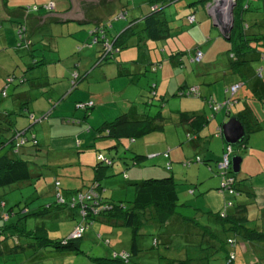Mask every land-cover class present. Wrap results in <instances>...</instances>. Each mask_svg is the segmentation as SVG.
<instances>
[{
	"label": "trees",
	"instance_id": "16d2710c",
	"mask_svg": "<svg viewBox=\"0 0 264 264\" xmlns=\"http://www.w3.org/2000/svg\"><path fill=\"white\" fill-rule=\"evenodd\" d=\"M2 1L4 2V0ZM176 1L177 0H147L145 3L147 5H145L147 7L145 13L137 14L131 20H127V18H129L127 16L129 12L128 9L132 7L134 8L135 6L140 7V5L124 4L117 13L111 16V19H121L122 21H125V24L118 31V35H112L111 37L108 34L109 32L103 27L104 25H95L88 30V39L76 46V52L79 53L86 47L91 48L97 46L99 49L97 53L98 55L95 63L92 65L96 66L101 63L115 61L120 51L127 46V41L131 37H137L140 40L159 41L174 36V33H172L173 25L171 24V21L173 20H170L165 14V7ZM53 6L55 5L53 4ZM42 7L44 10H48L44 6ZM249 9L250 6L248 3L244 6H238L236 2V5L233 8L234 19L232 30L229 33L228 39V41L231 42L230 48L228 49V68L231 72L238 75L242 83L238 84L239 86L234 92L230 91V85L226 86L224 90V98L221 101H216L211 96L208 97L207 101L212 111V114L210 115L211 117L217 113H222L223 116L224 114L227 116L235 115L243 122L246 126L244 139L247 137L249 131L257 132L264 129L263 125L260 122H257L252 106L243 104L242 108L240 106L239 111L235 108V105L239 100L238 90L241 87V84L248 85L250 89L256 87V90L251 91L253 94L252 97L261 100V102L264 103V92L260 93L257 91L258 87L264 88V32H252L251 28L254 26L251 27V24L255 26H259L260 24L257 19H253L252 22H249L243 18L244 12L249 11ZM24 12L27 13L25 10ZM189 15H193V21L191 22L188 20ZM183 19L185 24L192 25L195 21V15L193 12L188 13L183 15ZM17 25H21L25 30L20 37H16L17 41H20L19 46H24L26 44L28 48L25 51H30L31 41L28 38L26 24L21 22ZM28 43H30V45H28ZM196 50H199L202 53L200 49L195 48L188 52L178 51L169 55L167 59L172 63L175 57H182L187 54V60L190 63L198 64L202 60V57L200 61L190 60ZM31 60L32 64L30 68H35L41 63V59L36 57H33ZM175 61L178 63L177 65H184V60L181 61L180 59H176ZM258 63L260 65H258ZM92 66L88 69H79V61L76 58L72 67L68 71L67 76H65L64 71L59 72L54 70L55 77L53 81H50L48 84H54L66 79L70 85V90L67 89L66 91L70 93V91L78 88V84L81 81L85 79L87 80L88 76H91L90 72L92 71ZM155 67L156 66L154 65H150L152 71L155 70ZM30 68L22 70L20 73L11 71L3 75V82L0 89V104L2 99L11 98L16 95L14 89L31 92L35 89L49 86L46 83L41 84L39 87L35 84L30 85L29 83H31V79L27 73ZM127 76L130 78L129 75ZM10 86H12V88L11 91L8 92ZM192 87L195 88L193 92L190 91V88ZM199 91L198 86L185 84L176 89L174 96L201 97ZM19 92L20 91H18V93ZM149 92L150 101L152 100L151 98L157 100L158 95H156L154 83L149 85ZM47 99L50 102V98ZM163 102L164 99L161 98H158L155 102L159 105V110L156 113L144 112L138 116H133L124 111L116 113L111 120L105 121L94 128L87 126L85 131H92L94 134V137L89 144L78 140V135H66L64 137L73 140V144L72 146H68L69 148H59L60 150L55 148L54 143H52V141L58 137H51L49 135L48 141L45 142L43 140L41 143L36 136V129L33 127L34 124L39 123L42 125L43 122L45 124L44 130L47 129L48 125L46 123L50 121L51 117H54L56 113L55 108L50 106L49 110L37 116L30 107L29 97L26 96L25 98L19 99L18 109L14 114L7 113V110L0 109V135L3 139L0 141V150H4V152L0 154V186L8 184L12 180L30 182L33 178L37 179L42 175V172L39 170L41 168L51 169L52 173L55 175L53 183L51 184L55 205L50 203L43 204V206L36 211H30L27 206H24L21 210L14 211L13 207H9L8 210H5V203L0 202V206L3 208V211L0 210V220L4 222L0 226V235L2 233L6 234V236L0 238V255L5 254L6 252L22 250L24 247L39 250L40 248L50 246L55 249L64 247L75 248L76 251H80V248L76 246L78 244L75 245V242L84 237L86 228L89 225L95 224L96 229L93 231L94 238L101 241V244L104 247H107V250L106 256L91 257L93 264H139L133 260L141 251V247L137 243V239L141 234L140 231L147 222H154L160 225L172 218V215L175 213L174 208L176 207L177 202V194L175 191L177 180H175L172 175H166L161 178L148 177L141 180H132L134 181L133 185H135V196L133 201L129 203L115 201L106 197V187L101 184V181L104 178L110 176V174L106 173V169L107 167L112 166L114 162V158L106 155L103 152V149L113 148L117 150L122 138H129L133 141V139L153 131L162 130L167 119L172 118V116L163 115L164 112L161 106ZM57 103L58 102H56V104ZM94 106L95 102L92 98L75 100L73 102V111L82 112L83 118L85 119ZM233 108L234 112L232 114ZM4 111H6V113ZM2 114H5L4 118L2 117ZM12 114L14 115V118L10 117ZM17 116L25 117L27 119V125H20L21 127H17L13 120ZM210 116L207 117L196 111H182L177 114V119L174 123L189 125L193 131L197 133L208 124ZM55 118H58V121L60 119V122L64 125H80L82 123L81 119L72 115ZM249 122H253V125L249 124ZM219 128L220 126L217 125L213 132L215 135L220 136ZM28 131L31 132L30 135L27 134ZM195 133H193V136L190 132L187 133L189 140L194 139L193 137L196 135ZM88 149H93L96 153V163L91 166L93 169V175L91 178L87 179L85 183L82 180L80 186L75 188L63 187L62 176L59 175L61 173L60 169L72 170V166L80 165L78 157L82 155L81 152ZM55 150H59L60 152L58 153ZM243 150H246V146L243 147ZM225 152L226 146L224 145L221 158L215 163V172L220 178L219 190L222 191V194L225 193L231 198L223 201L222 206L216 215L218 222L215 224L217 227L214 228L215 231L212 230L210 225H199L201 228L199 229L198 246H201L204 242L208 247L214 246V251L219 247L218 251L224 253V264H233L237 257L236 238L239 237L243 240L249 249L256 250V248L261 246V243L264 242V226L259 227L256 218L248 217V211L250 210L249 206L255 202V199L254 201L252 200L254 192L252 191L251 186L247 185L246 182L249 179L251 180L253 176L243 175V177L238 178L237 174L232 173L230 167L224 170L219 168L218 165L222 161ZM164 154H167V156L164 157ZM164 154L163 158L168 159V152H164ZM72 155L76 159H71L67 162V158ZM99 155L108 159L109 163L101 160ZM145 157L146 156L143 154L132 152V156L129 159L130 162L137 165ZM202 158L196 155L192 160L187 161L185 164L190 166L192 163H205L204 161L208 164L207 160ZM130 162L126 164H130ZM166 169L170 168L167 167ZM58 171H60L59 174L57 173ZM122 176L125 177L124 179L127 178L125 173ZM59 177H61V179ZM228 178H231V182H227ZM79 194L89 195L90 197L82 203L76 202V197H78ZM239 194H244L242 196L249 197L251 201L245 203L233 201L232 199ZM83 206L86 207L83 208ZM64 208L69 212L67 215L71 217V219L77 217V222L75 226L73 225V229L76 226L84 227V231L80 238H50L47 235L46 229L43 227L45 221H36L37 218H45L46 216L50 221H53L54 219L51 218L53 213L51 215L48 213H55V210L61 212ZM30 217H33L36 222H29ZM254 220L256 221L253 222ZM103 225L106 226L105 228L108 229V231L101 230ZM111 226L114 228L112 229ZM126 228H128L130 232L126 231ZM124 233V237L126 238L130 234V240L125 242L126 245L119 243L118 247L114 242V237L118 234L121 235ZM20 236L26 237L29 241L22 245L19 244L17 238ZM124 237L119 236V239L121 240V238ZM157 244L158 241L154 238L152 246H157ZM207 245L198 249L192 248L191 245H187L185 247L187 254L184 258L170 259L162 257L164 260H161L160 263L150 264H212L211 262L214 261L215 257L212 253L209 254L207 251ZM160 259L161 256H159V260Z\"/></svg>",
	"mask_w": 264,
	"mask_h": 264
},
{
	"label": "rangeland",
	"instance_id": "374dc122",
	"mask_svg": "<svg viewBox=\"0 0 264 264\" xmlns=\"http://www.w3.org/2000/svg\"><path fill=\"white\" fill-rule=\"evenodd\" d=\"M2 1V0H1ZM0 1V2H1ZM55 0H6L7 5L6 7L11 9L14 8L15 11L17 10H25L28 14H36L37 11L44 10L42 6H47L49 4H54ZM147 0H121L122 4H145ZM237 2V5L244 6L246 3L249 4L250 9L249 11L244 12L243 18L248 20L249 22H252L253 19H257L259 22V26H255L251 24L252 32H264V0H254V1H248V0H235V4ZM189 3V4H188ZM214 5H213V4ZM213 5L211 9H209L210 14L212 17L208 14L207 6ZM234 4V6H235ZM225 5V6H224ZM234 6L228 7L227 11L224 10L225 7H227L226 1L221 0L218 4L214 2L213 0H205V1H198V0H177L173 4L165 7V14L169 17L171 21V24L173 25V29L177 28V25H179V32L172 39L169 40H163V41H154V43H157V49H150L152 46H144L141 47L142 53H137V50L132 53L133 60H136V58H140L139 61H148L149 63L146 65L147 69L144 72L146 77L154 76V72L150 69V63H155L157 58H161L159 51L160 49H164L165 54L162 55V58H168L169 53L167 49L169 46H173L174 49L178 47L181 50L180 44H184V48L182 51H191L194 49V47L198 44L199 41L196 40V38L193 36L196 29H193L194 26H198V22L202 20H199V12L202 11L203 14L206 15V20L209 23V31L211 29V38L214 40L215 38L219 39L220 42V49L221 51V44L224 45V50L222 51L221 55H218V63L222 65H218L216 70H220L215 72L218 78L215 79L214 76H212V83L210 84V90L214 91V96H217V90H221V88L224 86V83L226 82L225 79H223V66L226 67L229 64L228 60V49L230 48V41L226 40L220 30L226 29L229 31V28H232L233 25V8ZM34 7H38L37 10H33ZM55 7H50L49 10H53ZM147 8V7H146ZM258 8V9H255ZM204 9V10H203ZM193 11L196 16V21L193 25H187L184 22L183 15H186L188 12ZM231 11V12H230ZM98 11H92L91 14L93 17L97 18ZM213 13V14H212ZM231 13V14H230ZM181 14V15H179ZM219 14V15H218ZM222 14V15H221ZM231 19V20H230ZM119 20V19H118ZM118 20H115L118 21ZM216 22L215 25H213V21ZM3 22L4 28L6 27V22ZM218 22V23H217ZM21 25H15V35L17 37V30L20 28ZM226 27V28H225ZM3 29V28H2ZM1 29V30H2ZM220 29V30H219ZM25 31V30H24ZM205 33V29L203 31ZM208 39V37H207ZM205 40V38H204ZM20 41L14 42L13 49L20 52V50H26L28 46L25 44L24 46H19ZM17 45V46H16ZM30 45V43H28ZM178 45V46H176ZM32 44L30 45V47ZM71 43H59V46L56 47L55 52L53 51V55L59 54L58 50L62 47H66L68 49H62L61 52L63 54L70 53L69 48L71 47ZM202 51L204 52L205 49L202 48ZM216 52L215 45L211 49V52ZM38 53L39 51H34ZM216 55V54H215ZM25 56V55H24ZM184 61L186 59L187 63V69L190 65V62H187V54L184 55ZM224 64V65H223ZM198 64H192V67L195 69ZM135 68V66H134ZM15 69V68H14ZM181 69H183V66H181ZM18 72V71H17ZM212 73V74H215ZM233 73V72H232ZM238 77L236 73H233ZM142 82V87L144 89L142 99H138V102L134 104L135 107H138L139 109L144 108L148 112L156 113L159 110V105H157L155 102L150 105V102L155 100V98H151L150 101V92L149 87L147 86V81L145 77H140ZM238 79H240L238 77ZM2 78L0 77V89L2 84ZM229 82V78H227V83ZM84 83H88V79L84 81H81L78 84V87H85ZM189 84H197L200 88V94L203 95V90L206 91L207 85H202L196 83V77L192 74L188 78ZM149 85V84H148ZM196 86V85H194ZM126 87V86H125ZM148 87V88H147ZM12 86L8 88V92L11 91ZM44 88H39L36 91L33 90L30 92L31 96V102L33 106V112L35 115H41L43 112H46L49 110V107L55 108V110H58L59 106H55L56 102H58L59 98L62 96V91L65 89H69L70 85L67 82L60 83L57 86H53L52 88L48 89V91L44 92ZM39 90V91H38ZM46 90V89H45ZM70 90V89H69ZM114 90L113 96L110 98L111 104L113 109L116 111L124 112L129 109V105L125 108L122 107V102L124 97L118 96L117 91ZM93 91V90H92ZM50 94H56L55 97L52 95L50 97V102L47 98H49ZM83 95V92L79 90H72L69 94H67L62 99V104H64V111L71 110V107L68 106L71 104L76 98L81 97ZM238 96L241 98V102L244 103V101L247 102L248 105L252 106V110L254 112V115L259 117V121L263 122L264 127V103L261 102V100H257L253 97H247L243 95V90H240L238 93ZM84 99V98H83ZM53 104V105H52ZM122 104V105H121ZM203 105L207 108L206 111L208 115L212 114L210 106L208 107V104H203L201 97L199 96H174L169 95V99L164 100L163 107L165 110L164 116H172L176 117V113H180L182 111H195L203 109ZM125 106V105H124ZM58 112V111H55ZM234 112V108L232 110V114ZM198 113V112H197ZM218 114V113H217ZM222 114V113H221ZM231 114V115H232ZM19 116H17L18 118ZM211 117V116H210ZM231 116H225V121L228 120ZM177 118H169L167 119V122L164 125V128L162 130L153 131L151 133H148L146 135H143L141 137L133 139L131 141L129 138H122L121 143L118 145L117 150L111 148V149H103V152L108 155L109 157L114 158L113 165L117 170H121V173H114V169L112 166L107 167V174H110L109 177L104 178L101 181L102 186L106 187L105 195L108 198H111L115 201H123L126 203H129L133 201L135 196V185L134 184V176H135V170L139 168L140 166L145 165V169L149 168L150 166H153L155 171H160L161 169L157 168H170V171L172 173V176L175 180H177V185H175V191L177 194V202L176 207L174 208V214L172 215V218H170L168 221L162 223V224H156L154 222H147L144 224L140 231V236L137 239V243L141 247V251L139 252V255L134 258V262H137L139 264H150V263H160L161 260H164L162 257L165 258H175V259H181L184 258V256L187 254L185 247L187 245H191L192 248L198 249L203 248L207 244L204 242L201 246H198L199 238L195 235L196 229H200V226H207L210 225L212 230L215 231L214 228H217L215 226L216 222H218L216 215L218 214V211L221 206V200H222V191L219 190V184H220V178L217 175L213 174V169L216 166L214 159L207 161L209 166L212 168V172L210 167H208L207 164L202 163H192L190 166H187L185 163L189 160H192L196 155L200 156L202 158L203 148L201 142L198 143V146H195L194 148L191 147V144L189 143V138L187 137V132H190L193 136V131L190 130L189 125L185 124H175ZM220 119V115L218 118V122ZM213 120V119H212ZM210 120V121H212ZM19 126L27 125V119L25 117L18 118ZM220 123V122H219ZM44 123L42 122V125L39 123H36L33 125L34 129H36V136L42 143V141L45 139L46 129L44 130ZM189 128V129H188ZM206 129L205 132H210L209 135H211V132H214L216 129L215 125L212 123H208L205 125L203 129ZM211 130V131H210ZM262 139L264 140V130ZM220 132V128H219ZM204 133V132H203ZM28 135L31 134L30 131L27 133ZM215 137H218V141H222L223 138L221 136L212 134ZM51 137H57L58 133H51ZM3 140L0 135V141ZM54 141V147L59 148H69L68 146H72L71 142L67 143V137L64 138H56ZM85 141V139H84ZM212 146L210 148V153H217V145L214 144V142L210 143ZM44 146V145H43ZM264 146V144L257 141L256 134L253 133L252 137L250 139V142L247 145L246 150H241L240 145L232 146V151L229 154V158L235 153L239 151V155L243 159L240 164V170L237 173V177L241 178L243 177L245 172H251L247 175L253 176V178L250 180H247L246 184L250 185L252 188V191L254 192V197L256 196V199L259 201L258 197H262L264 195V158L262 161H258L257 163H251L247 160V155H253L257 158L256 150H258L259 147ZM231 147V146H230ZM60 150V149H59ZM59 150H55L58 153ZM69 150V149H68ZM54 151V153H55ZM4 150H0V154L3 153ZM72 152V151H70ZM87 152H92L93 149L85 150L84 152H81L82 155H87ZM132 152H137L140 154L145 155L146 157L139 163L138 165L133 164L130 162V157L132 156ZM142 152V153H141ZM164 152H168L169 158L165 159L163 158ZM76 154V152H75ZM222 155V153H221ZM89 158V155H88ZM66 159V158H65ZM71 159H76L73 155L69 158H67V162ZM75 162V161H72ZM130 164H126L129 163ZM262 164V165H261ZM73 171L76 170L77 166L71 167ZM113 169V170H112ZM143 169V168H141ZM40 172H42V175L39 176L37 179L33 178L29 181H10L8 184H4L3 186H0V202L5 203V210H8L9 207H13L14 211L21 210L24 206H27L30 211H36L38 208L43 206V204H54L55 200L53 198L51 184L53 183L55 175L52 173L51 169L48 168H41L39 169ZM169 175H171L170 171L166 170ZM216 171V168H215ZM58 174L60 171L57 172ZM63 173V172H62ZM114 173V174H113ZM126 174L128 178L124 179L123 174ZM209 173V174H208ZM158 174V173H157ZM214 177H218V184L216 179ZM61 179V177H59ZM158 178H161L158 177ZM141 180V179H140ZM82 180L79 178L74 179H67L64 175L62 176V186L63 187H72L75 188L77 186H80V183ZM140 182V181H137ZM85 183V181H84ZM56 185V184H55ZM224 193V192H223ZM225 194V193H224ZM244 194H239L237 197H234L232 200L236 201V199L239 197V200H247L251 201L249 197L246 199L242 196ZM227 196V195H226ZM253 197V201H254ZM263 201V199L261 200ZM250 206H253L252 204ZM253 210L252 207H250ZM256 209V208H254ZM0 210L3 211V208L0 206ZM59 211V210H58ZM250 211H248V217H251ZM264 212V208L262 209ZM55 212H57L55 210ZM65 214H69L67 209H62L61 214L57 215V219L54 218V216H51L53 221H50L48 217L44 221V228L47 231V235L50 238H58L61 239L66 237H73V233L76 231L75 226L77 222V217L75 219H67L65 217ZM33 218V217H32ZM29 218V222L34 223V218ZM61 218V219H59ZM41 220V219H40ZM194 220V221H193ZM254 220L253 222H255ZM196 222V223H195ZM4 223L2 220H0V226ZM30 224V223H29ZM28 224V225H29ZM198 224V225H197ZM34 225V224H33ZM200 225V226H199ZM260 227L264 226L260 223ZM106 226L103 225L101 230L108 231V229L105 228ZM110 228V227H109ZM113 229L114 227L111 226ZM73 229V230H72ZM96 229L95 224L89 225L86 228V233L84 237L79 239L75 242V245L79 247L80 251H76L75 248H58L55 249L50 246H46L44 248H40L39 250H34L32 248L24 247L22 250H17L15 252H6L3 255H0V264H93L91 257H100V256H106V250L107 247H104L101 244V241H98V239L94 238L93 231ZM72 230V231H71ZM116 230V229H115ZM126 231L130 232L128 228L125 229ZM222 232V230H221ZM223 233V232H222ZM220 233L221 235H223ZM6 236V234L2 233L0 235L1 237ZM115 236V235H113ZM119 236H125L124 234H118L114 240V242L119 247V243L125 244V242L130 240V234L126 238L119 239ZM76 237V238H80ZM17 238V237H16ZM111 238V237H109ZM157 239L158 244L157 246H152L153 239ZM18 239L19 244H24L25 242H28L29 239L26 237L20 236ZM221 239V238H220ZM237 240V257L233 264H264V242L261 243L262 249L259 251V249L251 250L246 246L245 242L241 240L239 237L236 238ZM11 242V240H10ZM9 242V243H10ZM8 243V244H9ZM126 245V244H125ZM8 246V245H7ZM195 246V247H193ZM207 251L209 254H213L215 259L212 264H224L223 262V255L224 253L222 251H218L219 247L216 251L214 246L208 247L207 245ZM159 256H161V259L159 260Z\"/></svg>",
	"mask_w": 264,
	"mask_h": 264
},
{
	"label": "crops",
	"instance_id": "0c3cea01",
	"mask_svg": "<svg viewBox=\"0 0 264 264\" xmlns=\"http://www.w3.org/2000/svg\"><path fill=\"white\" fill-rule=\"evenodd\" d=\"M102 1L104 2L103 4H99L97 7L91 9L92 11L95 10L98 11L97 18L93 17V15L91 14V10L85 12L84 18H66L55 15H49V14L69 11L71 8V0H55L54 1L55 8L53 10L52 9L49 10L50 8H47L48 10L37 11V13L34 15L33 14L25 15L26 12L20 9L17 11H15L14 8L9 9L6 7L7 5L6 0H4V2L1 1L0 2V77L2 78V80H3V75L7 72L14 71L15 73H20L22 70H26L27 68H30L32 64L31 59L33 57L41 59V63L37 65L35 68H30L27 71V73L31 79L30 80L31 83L29 84L30 85L35 84L38 87L43 83L48 84L50 83V81H53L55 77L54 70L59 72L64 71L65 76H67L68 71L72 67V64L76 58L79 61V69L82 70L88 69L90 66H92L95 63V60L98 55L97 53L99 49L97 46H93L91 48L86 47L82 49L79 53L76 52V46L88 39L89 37L88 30L95 25H102V26L104 25L103 27H105V30L109 32L108 33L109 36L112 37V35L117 36L119 33L118 31L125 24L124 20L122 21L120 19L115 22V19H111V16L117 13L124 6V4L121 3V0H102ZM145 5L146 4H140V7L135 6L134 8L133 7L129 8L128 9L129 12L127 14L129 18H127V20H131L137 14H142L143 12L145 13V11L147 10L146 8L147 5L146 6ZM192 12L193 11L188 13H192ZM198 16H199V20L202 21L200 22V24L199 22L197 23L198 26L193 27V29H196L193 36L196 38L197 41H199L198 44L194 47V49L197 48L202 51V48H204L205 51L204 52L202 51L203 53L202 60L198 63V65H196L197 67H195V69L192 67V64H196V63H190L187 69L186 59L185 61H183L184 65H182L183 69H181V65H177L178 63L175 60L180 59L182 61L184 60L185 56L175 57L173 59V62L171 63L167 58H162V55L165 54V51L164 49H160L159 51L161 52L160 54L161 58L159 59L158 57L154 64L153 63L149 64L151 66L153 65L156 66L155 70L153 71L154 76L146 77L144 71H146L147 69L146 65L149 62L139 61L140 58L138 57L136 58V60H133L132 53L136 51V49H138L137 53H142V49L140 48L150 45L152 46V48L150 49H157V45H156L157 43H154V41L140 40L137 37H131L127 41V46L120 51L115 61L101 63L96 66L95 65L92 66L91 67L92 71L90 72L91 76H88V83H84L85 87L79 86L76 89L83 92V95L81 97L76 98L75 100H84V99L92 98L95 102L94 108L89 112L88 116L85 119L83 118L82 112L73 111V102L75 100L68 105L71 107V110L64 111L65 105L62 104V99L64 98V96L69 94V92L66 91L67 89L62 91V96L59 98L58 103L56 104V106H59L58 107L59 109L55 111L58 112H56L54 117H51L50 121L46 123L48 127L45 132L46 134L47 133L49 134L45 136L44 141L45 142L48 141L49 138L48 136L51 133H58L57 136L58 138H64V136L66 135L68 136L78 135V140H81L84 143L89 144L92 141L94 134L92 133V131L90 132L85 131L86 127L91 126L94 128L105 121L111 120L116 113H119V111L113 109L110 101V98L113 96L114 93V90L112 89H115L117 91L118 96L124 97L122 102L123 105L121 104L123 108H125L128 105L130 106L129 109L125 111L126 113H129L133 116H138L144 112H148L144 108L139 109L138 107L134 106V104L138 102V99H142L144 92V89L142 87L143 80L140 79L141 76L145 77L148 87L151 83L155 84L156 95H158L157 100L158 98L164 100L169 99V95H174L176 89L180 86L182 87L185 84H188L190 86L191 85L198 86L197 84L194 83L192 84L188 83V78L190 77V75L193 74L196 77V83L201 84V88L202 85H207V87H209L206 88V91L203 90L202 92L203 95L201 94V100L203 104L204 103L208 104L209 107V103L207 101H208V97L210 96L216 101H221L224 98V90L226 86L240 84L242 83V81L238 79V77L230 71L228 66L226 67L223 66L222 77L223 79L226 80V82L224 83V86L221 88V90H217V96L216 97L214 96L216 93L214 94V91L210 90V84L212 83V76H214L215 79H217L218 78L217 76H219L216 75L215 72L220 71V70H216L218 65H222L220 64L221 62L218 61V55L222 54V51L224 50V45L221 44L222 48L221 51H219L220 49L219 39L215 38L214 40H212L211 29L209 31V27H208L209 23L206 20L207 18L206 15L203 14L201 11L199 12ZM2 21L6 22L5 28L3 26ZM195 21H196V16H195ZM195 21L193 22V24L195 23ZM21 22H24L27 27L28 38L30 39L32 44V46L30 47L31 49L30 51L20 50V52H18L14 50L12 46L16 41L15 25ZM204 29H205V33L203 32ZM173 30L172 33H174L173 34L174 36L166 40L172 39V41H174L173 38H175V36L178 34L179 26L177 25V28ZM159 41H163V40H159ZM59 43H63V44L71 43L72 48H69L70 53L63 54L61 50L68 48L62 47L60 48V50H58V52H60L58 55L57 54L53 55L52 50H54L55 52V49L57 46H59ZM214 45L216 48V52L213 51L211 52V49L213 48ZM178 47L175 50L173 46H169V48L167 49L169 55L174 54L178 51L182 52L184 48V44H180L181 50ZM34 51H39V52L36 53ZM187 62L189 63L188 60ZM258 65L260 64L258 63ZM127 75H129L130 78H128ZM227 78H229L228 83H227ZM64 80L58 81L57 83L54 84L53 83L50 85L48 84L49 86L44 88V92L48 91V89L52 88L53 86L59 85L60 83L63 82L67 83V80L66 79ZM85 80L83 81L85 82ZM263 81H264V76H263ZM36 90L37 89H35V91ZM240 90H243V95L249 98L252 97L253 95L251 91L256 90V87H252L250 89L248 85L241 84L238 93L240 92ZM14 91L16 92V95H14L11 98L2 99V102L0 104V109L7 110V113L14 114V112L18 109L19 99L25 98L26 96L29 97L30 99L31 96L30 92H26V91L24 92L23 90L21 91L19 89H14ZM18 91L20 92L18 93ZM257 91L262 93L264 92V88L258 87ZM52 95L55 96L56 94H50L49 98L52 97ZM240 99L241 98L239 97V100L235 105L237 111H239L240 106L242 108L243 104L244 105L247 104L246 101L242 103ZM157 100L150 102V105L156 102ZM161 106L162 109L165 110V108L163 107V103ZM30 107L33 110L31 99H30ZM206 109L207 108L205 107V105H203V109H200L198 111L195 110V111L198 113H202L203 115H206L208 117L210 116V114L208 115L209 111L207 112ZM4 112L6 113V111ZM13 114L10 116L11 118H14ZM69 115L81 119L82 123L80 125H64L60 122V119L58 121V118H55L59 116H69ZM219 115H220V119H219L220 123L218 122ZM4 116L5 114L4 115L2 114L3 118ZM225 116L227 115L224 114L223 116L221 113H218L213 117H210L208 123H212L213 125H215V127H217V125L221 126L225 122ZM19 117L22 118V116ZM18 118L16 117L15 119H13L14 124L17 127H21L18 126L19 124H17L19 123ZM172 118H177V113H176V117H172ZM256 118H257L256 119L257 122H260L263 125V122L259 121V117L256 116ZM249 124L253 125V122H249ZM190 130L193 131L191 127L189 131ZM262 130L264 129H261L260 131L257 132L249 131L247 137L243 139L242 145H240V149L243 150V147L245 146L247 149V145L250 142L253 133L256 134L257 141L264 144V140L262 139L263 136ZM205 131H206L205 128L203 130L201 129L197 133L193 131V133H195L196 135L193 137L194 139L189 140V143L191 144V147L194 148L195 146H198L199 142H201L202 148L204 150L202 153V157H203L202 159H205L207 161L214 159V162L216 163V161H218L221 158V153L225 145L224 140L218 141L217 139L218 137L215 136L212 137L213 132H211V135H209L210 132L207 133ZM68 142H71L73 144V140H70L69 138H67V143ZM212 142H214V144L217 145V153L214 154L210 153V148L212 147L210 143ZM52 143H54V141H52ZM255 152L257 158L249 154L247 155L246 158L249 162L258 164V161L260 162L264 158V146L259 147L258 150H256ZM235 153H239V151ZM95 155L96 153H92V152H87V155H80L78 157V159L80 160L79 162L80 165L77 166L75 171L70 169H60L61 173L59 175L61 176L64 175L67 179L79 178L80 180L87 181V179L91 178V176L93 175V169L91 168V166H93L96 163ZM242 160L243 159H241V161ZM204 162L205 163L202 164H206V161ZM207 165L208 167H210V169L212 168L211 166H209V164ZM112 167L116 169L113 164ZM260 167L262 168L264 166H260ZM145 168H146L145 165L140 166L134 171L135 172L134 180H139L148 177L149 178L160 177V176L163 177L169 175V173H167L166 170L170 171V169H166V168L164 169L157 168L158 170L161 169L158 172L155 171L156 168H154L153 166H150L147 169ZM215 168L216 166L213 169L214 175H216ZM113 172L121 173V170L116 169L113 170ZM106 173H107V169H106ZM249 173L251 172H245L244 175H247ZM123 178L125 177L123 176ZM214 178L216 179L213 180H216L218 184L219 182L218 177H214ZM106 190L107 189L105 188V191ZM221 195H222V200H221V206H222L223 201L231 197H229L228 195L226 196V194H221ZM243 197L245 199L247 198L245 196ZM258 198L259 201L256 199V196L254 197L255 202L252 204L253 206H249L252 207L253 210L251 209V211L250 210L249 211L251 214V218H256L258 220L259 225L260 223L264 225V212L262 211V209L264 208V195ZM262 199L263 201H261ZM236 201L239 203L247 202V200H242V201L239 200V197L236 199ZM48 214L50 215L52 214V216H54V218L57 219L56 218L57 215H60L61 212H55V213L49 212ZM46 217L37 218L36 221L40 219L45 220ZM65 217L67 219H71V217H69L67 214H65ZM195 235L199 237L198 229H196ZM262 248L263 247L261 245L256 249H259L260 251Z\"/></svg>",
	"mask_w": 264,
	"mask_h": 264
},
{
	"label": "water",
	"instance_id": "95a60500",
	"mask_svg": "<svg viewBox=\"0 0 264 264\" xmlns=\"http://www.w3.org/2000/svg\"><path fill=\"white\" fill-rule=\"evenodd\" d=\"M103 3L104 2L102 0H71V8L69 11L54 13L49 15H55L66 18H84L85 12ZM208 14L210 17H212L209 11ZM212 21H213V25H215L216 22L214 20ZM220 32L226 40L229 39V31H227L226 29L225 30L221 29ZM245 133H246L245 125L236 116H231L220 126V135L223 138L225 145L227 146L242 145L243 139L245 137ZM229 159H230V168L232 173L237 174L240 170V163L242 159L241 156L238 153H234Z\"/></svg>",
	"mask_w": 264,
	"mask_h": 264
},
{
	"label": "built area",
	"instance_id": "2783aa9c",
	"mask_svg": "<svg viewBox=\"0 0 264 264\" xmlns=\"http://www.w3.org/2000/svg\"><path fill=\"white\" fill-rule=\"evenodd\" d=\"M214 2H216L217 4L221 1V0H213ZM226 1V4L228 5V7H233L234 6V4H235V0H225ZM213 4V3H212ZM210 5V6H207V9H208V11H209V9H211V7L214 5ZM53 6V4H49V5H47V6H44L45 8H50V7H52ZM37 9V7H34L33 8V10H36ZM188 20L191 22V21H193V15H189L188 16ZM23 32H24V29H23V27H20V28H18V30H17V36L18 37H20V35H22L23 34ZM201 57H202V53L199 51V50H196L195 52H194V54H193V56L191 57V61H200V59H201ZM263 61H264V57H263ZM238 84H234V85H232V86H230V91L231 92H234V91H236V89L238 88ZM195 90V88H190V91H194ZM232 151V149H231V147L230 146H226V152L224 153V155H223V157H222V161L219 163V168H221V169H226V168H228V167H230V160H229V154H230V152ZM167 156V154H164V157H166ZM99 157L101 158V160H103L104 162H106V163H109V160L108 159H106L105 157H102L101 155H99ZM227 182H231V178H228L227 179ZM90 196L89 195H82V194H79L78 195V197H76V202H80V203H82V202H84L86 199H88ZM86 206H83V208H85ZM82 213H83V210H82ZM76 228V231L73 233L74 235H73V237H71V238H76V237H79V236H81V234H82V232L84 231V227L83 226H76L75 227Z\"/></svg>",
	"mask_w": 264,
	"mask_h": 264
},
{
	"label": "bare ground",
	"instance_id": "6f19581e",
	"mask_svg": "<svg viewBox=\"0 0 264 264\" xmlns=\"http://www.w3.org/2000/svg\"><path fill=\"white\" fill-rule=\"evenodd\" d=\"M235 5H236V4H235ZM224 6H225V5H224ZM227 9H228V5H227V7L224 8V10L227 11ZM230 12H231V11H230ZM232 12H233V11H232ZM212 14H213V13H212ZM230 14H231V13H230ZM218 15H219V14H218ZM221 15H222V14H221ZM230 20H231V19H230ZM217 23H218V22H217ZM231 30H232V28H231V29L229 28V33L231 32ZM225 146H227V145H225ZM231 149H232V148H231ZM229 160H230V159H229ZM230 169H231V168H230Z\"/></svg>",
	"mask_w": 264,
	"mask_h": 264
}]
</instances>
